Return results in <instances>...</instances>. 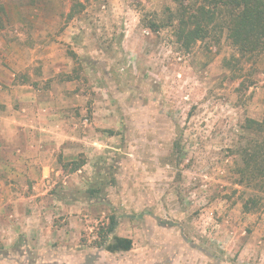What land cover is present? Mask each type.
<instances>
[{
	"label": "rangeland",
	"instance_id": "374dc122",
	"mask_svg": "<svg viewBox=\"0 0 264 264\" xmlns=\"http://www.w3.org/2000/svg\"><path fill=\"white\" fill-rule=\"evenodd\" d=\"M72 1L84 7L69 19ZM2 2L0 86L12 73L15 85L49 90L57 136L46 132L55 166L34 185L44 173L11 165L23 158L9 155L13 104L0 102V264H264V195L244 180L241 156L262 139L253 121L264 118V54L235 79L225 36L178 51L170 29L141 24L170 0ZM64 119L90 134L82 151L51 146ZM112 214L129 252L94 245Z\"/></svg>",
	"mask_w": 264,
	"mask_h": 264
},
{
	"label": "trees",
	"instance_id": "16d2710c",
	"mask_svg": "<svg viewBox=\"0 0 264 264\" xmlns=\"http://www.w3.org/2000/svg\"><path fill=\"white\" fill-rule=\"evenodd\" d=\"M170 1L163 18H158L157 15L153 18L143 17L141 24L153 33L170 29L178 51L189 53L198 42L208 39L218 42L225 36V42L234 52L231 58L224 60V65L233 72L235 79L242 78L249 65H253L264 54V0ZM83 7L84 4L80 1H72L67 13L69 19L73 18L75 10ZM4 13V4L0 0L1 23ZM241 85L244 87V82ZM253 124L255 134L262 136V139L249 138V148L246 149V146L241 151L247 168L243 171V176L244 180L253 184L255 191L264 195V118L260 122L253 121ZM69 166L70 172H76L81 169L82 164L71 162ZM96 192L91 191V196ZM249 202L255 207L258 200L253 197ZM244 206L250 211L247 202ZM118 224L117 216L110 215L108 221L97 231L95 247L112 254L131 251L133 240L115 234Z\"/></svg>",
	"mask_w": 264,
	"mask_h": 264
},
{
	"label": "crops",
	"instance_id": "0c3cea01",
	"mask_svg": "<svg viewBox=\"0 0 264 264\" xmlns=\"http://www.w3.org/2000/svg\"><path fill=\"white\" fill-rule=\"evenodd\" d=\"M49 56L53 57L54 55H44L43 57L42 55L41 57H38V55H35V59L42 58L43 60H47ZM10 59L12 61H9L8 59L6 61H9V66H13L14 58L11 56ZM32 60H34V58H32ZM18 62L20 63V61ZM3 65L0 64V81L7 79L6 77L7 70ZM19 71H22V69H19ZM10 75L12 78L9 77L8 79L9 81L4 82L3 87L0 86V102H3V100H6V103L8 104L10 108H11V105L13 104L12 105L13 108H11L12 110L10 109L8 110H9V113H12V111L14 112L13 114L9 115L10 118H7L8 119L7 123L11 125L13 124V131L15 132L13 133V135H10L11 136L10 139L12 140L13 144H11V146L9 147V155L14 156L16 155L15 151L19 150L20 151L19 154H22L21 157L23 158L21 159L22 162L18 163L20 165H17L15 163L11 165L15 166L14 168L17 171L23 170L28 173H35V174L39 173L41 175L44 173L42 175L43 179L38 180L36 179L37 176H34L33 181H30L34 183L35 185L36 183L38 184L40 182H44L45 178L47 177L46 173L51 170L53 171V168L55 166L53 159L50 158V154L48 153V151H46L47 146H48V143H47L48 138L46 137V132H50V130H53L54 131L53 133L56 134L57 136V133H56L57 131L54 130L55 129L54 125L57 121L55 119L56 122L54 120L50 122L46 118L48 117V115H56V114H49V109L51 110V108L43 107V103H45L46 101L52 102L54 100V97L50 95L49 90H43L41 88L36 89L35 87H32L31 85H25V84L15 85L12 83L14 80V76L12 73ZM53 87H60V86H53ZM52 90L53 89H51L50 91ZM14 107L15 109L18 108L20 109V111L22 110L24 111L25 114L22 113L23 115H21L23 117L22 122L17 120L20 113L19 112L17 113ZM4 116L5 115H3V117ZM49 123L51 124L50 126H49ZM15 124L20 125V126L17 127ZM59 126H61L62 135L56 138L54 135L52 138H50L51 140H53V142L57 143V145L53 144L51 146L53 147L57 146L58 149L60 148V145L64 149H71V147H74L78 149L79 152L80 150L82 151L83 147L81 145V142L85 141L87 137L90 136V134L87 137L85 135L87 134V132L84 134L82 133V134L77 135L78 129L76 128V126H75V129L77 132L74 133V131H72L73 129L69 127V124L67 123L66 119H64L63 122H60ZM30 127L33 129H31ZM30 133L34 134V136L30 137L29 136ZM42 133H45L43 134L44 136H42ZM59 138H62V139L59 140ZM29 140H31L30 143H29ZM72 140H78L80 143L79 144L73 143ZM42 142H43V146H42ZM65 143L68 145H65ZM42 148H44V151H41ZM30 150H33L34 152H30ZM36 150L38 151V153L35 152ZM69 154L70 152L68 153L64 152L63 154V156L65 155L64 158H66V156H68ZM52 155L53 154H51V156ZM38 159L39 161H37ZM50 160L53 164L49 165L48 163ZM77 172H81V169H79ZM30 182L20 181V183L23 184V186H28ZM24 201L26 202L25 199ZM75 202L82 204L80 199L79 200L75 199ZM86 202L87 201L84 200L83 203H86Z\"/></svg>",
	"mask_w": 264,
	"mask_h": 264
}]
</instances>
